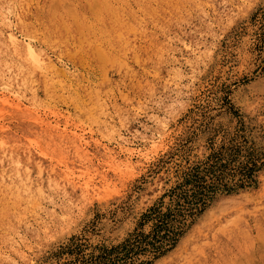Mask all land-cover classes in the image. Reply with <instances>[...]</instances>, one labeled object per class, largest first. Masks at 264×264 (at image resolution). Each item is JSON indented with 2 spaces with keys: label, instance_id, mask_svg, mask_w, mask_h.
Instances as JSON below:
<instances>
[{
  "label": "rangeland",
  "instance_id": "374dc122",
  "mask_svg": "<svg viewBox=\"0 0 264 264\" xmlns=\"http://www.w3.org/2000/svg\"><path fill=\"white\" fill-rule=\"evenodd\" d=\"M163 214L136 264H264V0H0V264H94Z\"/></svg>",
  "mask_w": 264,
  "mask_h": 264
},
{
  "label": "trees",
  "instance_id": "16d2710c",
  "mask_svg": "<svg viewBox=\"0 0 264 264\" xmlns=\"http://www.w3.org/2000/svg\"><path fill=\"white\" fill-rule=\"evenodd\" d=\"M249 163H244L240 165L239 172L246 178V180L253 181L251 178L253 171L257 168L255 162L250 161ZM216 161L207 167H205V171L210 170L214 174L213 167L216 166ZM220 166V165H219ZM219 166L217 167L220 170ZM223 164L221 165V167ZM222 169L220 170L221 173ZM198 173L191 174L190 178L185 180V183L195 182L199 179ZM240 183V185H242ZM196 188H200L202 186L201 183L195 184ZM211 185H205L202 187L211 188ZM193 189V188H192ZM212 190V189H208ZM229 192V189L226 190ZM205 194V193H204ZM195 196V192H193ZM198 201H202L201 197L198 198ZM189 202V201H188ZM196 203L197 201H193ZM189 210L192 207L188 208ZM155 210V209H151ZM191 212V211H189ZM149 216V215H147ZM167 214H163L157 216L159 218V223H155L152 231L146 235L137 234L131 240H125L123 243L117 245L116 247H112L109 250H106L104 253L100 254L95 260L94 264H136V254L141 251H148L153 255V257H158L159 255L163 254L165 251L169 250L176 241L175 236L177 232L174 230V227L169 224V221L163 220Z\"/></svg>",
  "mask_w": 264,
  "mask_h": 264
}]
</instances>
